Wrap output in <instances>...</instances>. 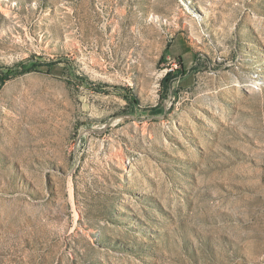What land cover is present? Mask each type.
I'll list each match as a JSON object with an SVG mask.
<instances>
[{"label": "rangeland", "instance_id": "rangeland-1", "mask_svg": "<svg viewBox=\"0 0 264 264\" xmlns=\"http://www.w3.org/2000/svg\"><path fill=\"white\" fill-rule=\"evenodd\" d=\"M0 264H264V0H0Z\"/></svg>", "mask_w": 264, "mask_h": 264}]
</instances>
